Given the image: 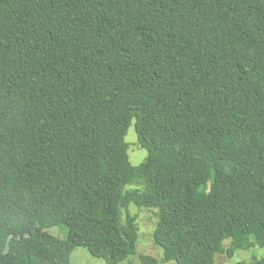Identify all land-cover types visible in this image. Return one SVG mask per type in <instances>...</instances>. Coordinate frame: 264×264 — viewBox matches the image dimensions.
I'll return each mask as SVG.
<instances>
[{
    "label": "trees",
    "instance_id": "1",
    "mask_svg": "<svg viewBox=\"0 0 264 264\" xmlns=\"http://www.w3.org/2000/svg\"><path fill=\"white\" fill-rule=\"evenodd\" d=\"M132 203L165 260L264 246V0H0V264H119Z\"/></svg>",
    "mask_w": 264,
    "mask_h": 264
},
{
    "label": "rangeland",
    "instance_id": "2",
    "mask_svg": "<svg viewBox=\"0 0 264 264\" xmlns=\"http://www.w3.org/2000/svg\"><path fill=\"white\" fill-rule=\"evenodd\" d=\"M133 123L127 133V141L130 142L131 149L129 150L130 159L133 164H140L147 157L148 151L138 144L137 131ZM132 214L137 215L139 226V240L137 242V252L127 260L119 264H142L141 254H150L159 259L160 264H178L175 259L165 260L164 249L154 240V228L157 221V209L139 207L132 203L130 205ZM46 230L57 237L66 238L68 235V228L65 224H56L46 228ZM230 243L229 240L225 241V245ZM254 257H264V246L255 245L250 249L239 250L233 257H228L226 253L216 254V264H237L241 260L250 261ZM73 264H106L104 258L93 256L85 247L78 246L73 250L71 255Z\"/></svg>",
    "mask_w": 264,
    "mask_h": 264
}]
</instances>
